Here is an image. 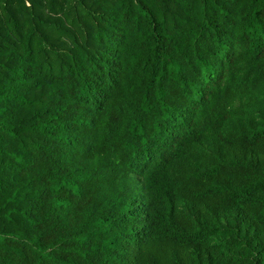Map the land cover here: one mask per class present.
Returning <instances> with one entry per match:
<instances>
[{
  "label": "trees",
  "instance_id": "16d2710c",
  "mask_svg": "<svg viewBox=\"0 0 264 264\" xmlns=\"http://www.w3.org/2000/svg\"><path fill=\"white\" fill-rule=\"evenodd\" d=\"M0 264H264V0H0Z\"/></svg>",
  "mask_w": 264,
  "mask_h": 264
}]
</instances>
